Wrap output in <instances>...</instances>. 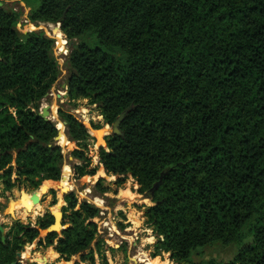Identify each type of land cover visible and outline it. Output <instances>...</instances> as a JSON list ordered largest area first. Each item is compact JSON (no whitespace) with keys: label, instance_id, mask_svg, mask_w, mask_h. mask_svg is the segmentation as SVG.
<instances>
[{"label":"trees","instance_id":"obj_1","mask_svg":"<svg viewBox=\"0 0 264 264\" xmlns=\"http://www.w3.org/2000/svg\"><path fill=\"white\" fill-rule=\"evenodd\" d=\"M37 1L30 20L61 24L78 42L71 97L111 125L125 115L122 134L99 149L105 173L131 175L141 192L163 181L146 216L164 239L153 258L195 264L206 247L236 245L234 261L201 264H264V0ZM19 21L0 7V180L9 190L60 181L65 161L57 125L39 116L59 76L54 41L21 33ZM61 117L80 147L70 153L83 163L78 178L95 176L87 128ZM66 199L69 227L38 247L68 263L91 249L100 212ZM53 223L19 224L6 246L0 237V264H15Z\"/></svg>","mask_w":264,"mask_h":264},{"label":"rangeland","instance_id":"obj_2","mask_svg":"<svg viewBox=\"0 0 264 264\" xmlns=\"http://www.w3.org/2000/svg\"><path fill=\"white\" fill-rule=\"evenodd\" d=\"M0 4L2 9L14 11L20 15L18 30L21 33L41 32L53 40L54 55L59 63L58 79L43 99L40 112L46 105V108L51 107L52 115L56 113L57 116L55 120L51 115L50 120L57 125L59 134L55 142L63 149L65 155L60 181H48L50 183L46 182V184H50L49 186L44 183L38 189H32L29 185L23 184L9 190L6 182L0 180V223L4 225L7 236L11 232H16L19 224L39 227L40 222H45L49 216L54 218L53 226L49 230L41 231L38 240L33 244H27L22 251H18L17 263L146 264L148 261H153L154 264H183L174 260L171 253L163 252L156 259L153 258V255L157 253V245L164 239L159 237L154 228L148 224L147 213L156 205L154 200L147 199L148 191L141 192L140 185L131 175L108 176L100 164L99 149L103 147L108 150L107 139L116 134V123L109 124L102 111L90 100H74L69 93L68 61L78 44L77 40H71L63 33L61 24L30 20L32 8L38 7L37 0H27V3L21 0H0ZM58 36H60V42L67 41L68 55L59 52ZM70 43H74V46L70 47ZM61 113L72 115L87 128L90 135L86 142L87 155L93 160L91 167L97 170L95 176L78 178V167L83 163L73 159L70 153L80 147L70 139ZM121 125L118 127L119 131H121ZM13 165L15 166V163ZM65 168H67L66 171ZM16 179L17 176L13 178V180ZM43 187H46V192L40 195L35 205L29 208L28 206L20 207L26 197L39 195ZM70 195L78 199L80 204L87 202L100 213L98 217L90 221L97 226L98 231L91 249L73 257L67 263L55 252L54 247L39 248L38 243L45 239L50 231L61 232L69 227V225L64 226V221L72 216L66 199ZM96 198L101 199L102 205L95 204ZM57 215L63 218L62 227L59 229L56 228ZM108 228L113 229L114 237L108 236ZM239 252L240 247L236 245L210 246L206 247L200 256L194 257L192 262L195 264L211 261L228 263L237 259ZM84 257H87V260Z\"/></svg>","mask_w":264,"mask_h":264},{"label":"water","instance_id":"obj_3","mask_svg":"<svg viewBox=\"0 0 264 264\" xmlns=\"http://www.w3.org/2000/svg\"><path fill=\"white\" fill-rule=\"evenodd\" d=\"M0 7H1V4H0ZM74 46V43H70V47H73ZM51 107H48V108H43L42 111L40 112L39 116L44 119L45 121H50V118H51ZM124 116L125 115H122L118 121L116 122V127H115V135H121V131H119V126L122 124L123 120H124ZM163 184V181L161 179L160 182H158L151 190H149L146 194V197L147 199L149 200H154L155 198V194L156 192L160 189V187L162 186ZM67 192V191H66ZM24 194V193H23ZM62 223H63V218L61 216H56V228H60L62 227ZM53 231V230H52ZM56 231V230H55ZM0 237H1V242L4 246L7 245V233H6V229L4 227V225L2 223H0ZM15 264H18L17 262ZM184 264H187V263H184Z\"/></svg>","mask_w":264,"mask_h":264},{"label":"bare ground","instance_id":"obj_4","mask_svg":"<svg viewBox=\"0 0 264 264\" xmlns=\"http://www.w3.org/2000/svg\"><path fill=\"white\" fill-rule=\"evenodd\" d=\"M58 41H59V46H58V48L60 49H58L59 50V52H61L63 55H68V47H67V41L66 40H62V42H60V36H58ZM46 103V102H45ZM47 106L45 105V106H43V108H46ZM52 118H54L55 120L57 119V116H56V113L55 114H53L52 115ZM67 147V146H66ZM66 169L67 168H65V171H66ZM47 186H49L50 184H46ZM52 185V184H51ZM46 192V187L44 188L43 187V189L40 191V193H39V195H36V196H30V197H26L25 198V200H24V202L22 203V204H20V207L22 208V207H26V206H28V208L29 207H31V205L33 206V205H35L36 203H37V200L39 199V197H40V195L41 194H44ZM134 198V197H133ZM95 204H100V205H102V201H101V199L99 200V198H96V200H95ZM146 258V257H145ZM136 259V258H135ZM41 261V260H40ZM42 262V261H41ZM47 261H45V263H46ZM146 264H154V262L153 261H148V262H146Z\"/></svg>","mask_w":264,"mask_h":264},{"label":"built area","instance_id":"obj_5","mask_svg":"<svg viewBox=\"0 0 264 264\" xmlns=\"http://www.w3.org/2000/svg\"><path fill=\"white\" fill-rule=\"evenodd\" d=\"M108 231H109L108 236H109L110 238L114 237L113 234H112V233L114 232L113 229H112V228H108Z\"/></svg>","mask_w":264,"mask_h":264}]
</instances>
